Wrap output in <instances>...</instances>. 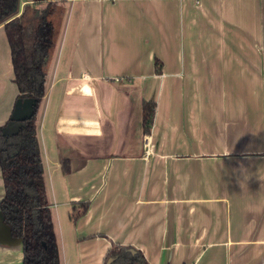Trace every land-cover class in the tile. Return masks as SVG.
Instances as JSON below:
<instances>
[{"label": "crops", "instance_id": "0c3cea01", "mask_svg": "<svg viewBox=\"0 0 264 264\" xmlns=\"http://www.w3.org/2000/svg\"><path fill=\"white\" fill-rule=\"evenodd\" d=\"M66 8L36 123L59 264L116 246L149 264H264V0ZM18 95L2 25L0 127ZM23 260L0 209V264Z\"/></svg>", "mask_w": 264, "mask_h": 264}, {"label": "trees", "instance_id": "16d2710c", "mask_svg": "<svg viewBox=\"0 0 264 264\" xmlns=\"http://www.w3.org/2000/svg\"><path fill=\"white\" fill-rule=\"evenodd\" d=\"M68 1L25 0L21 9L20 0H0V26L4 25L11 52L18 99L34 100L33 113L22 121L17 133L4 134L8 123L0 127V168L5 189L0 209L11 236L23 242V264H59L36 123ZM154 111V103L144 104L145 133H150ZM105 264L149 263L141 252L116 246Z\"/></svg>", "mask_w": 264, "mask_h": 264}, {"label": "water", "instance_id": "95a60500", "mask_svg": "<svg viewBox=\"0 0 264 264\" xmlns=\"http://www.w3.org/2000/svg\"><path fill=\"white\" fill-rule=\"evenodd\" d=\"M33 106L34 100L32 99H18L11 120L3 128L4 134L13 135L17 133L19 128L22 126V121L31 116V114L33 113ZM110 262L111 259L108 261V263Z\"/></svg>", "mask_w": 264, "mask_h": 264}, {"label": "rangeland", "instance_id": "374dc122", "mask_svg": "<svg viewBox=\"0 0 264 264\" xmlns=\"http://www.w3.org/2000/svg\"><path fill=\"white\" fill-rule=\"evenodd\" d=\"M25 2V0H20V8L22 9L23 8V6H24V3ZM56 100H57V92H54V95H53V97H52V102H56Z\"/></svg>", "mask_w": 264, "mask_h": 264}]
</instances>
